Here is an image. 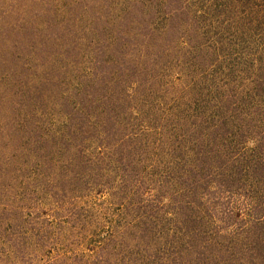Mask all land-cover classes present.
Listing matches in <instances>:
<instances>
[{
	"label": "trees",
	"instance_id": "16d2710c",
	"mask_svg": "<svg viewBox=\"0 0 264 264\" xmlns=\"http://www.w3.org/2000/svg\"><path fill=\"white\" fill-rule=\"evenodd\" d=\"M222 8L0 0V264H264V74Z\"/></svg>",
	"mask_w": 264,
	"mask_h": 264
},
{
	"label": "rangeland",
	"instance_id": "374dc122",
	"mask_svg": "<svg viewBox=\"0 0 264 264\" xmlns=\"http://www.w3.org/2000/svg\"><path fill=\"white\" fill-rule=\"evenodd\" d=\"M202 1L211 2V5H223V8L219 10L222 11L228 9V14L225 19H232V22H230L232 27L236 22V30L231 32L235 36L233 39L234 45L232 44V47L226 54L230 57L229 60L232 61V59H234L231 63L236 64L237 68H241L246 72L245 75L243 74V80H241L238 84H241L242 86L247 85L249 84L247 78H250L253 74H256V76H258V74H264V0ZM107 203L108 202L105 198L100 200L99 197L91 196L87 200H84V203H80V205H83L82 207L86 206V208H90L91 206L101 208L103 205L107 206ZM60 207L61 208L58 207V209H54L52 206L40 208V212H42L44 219L53 223L55 225L54 227L59 226L58 224L60 219L63 220L65 219L64 217H67V215L77 213L75 209H83L78 208L75 201H70V203H67L64 206L60 205ZM62 209L68 211V213L56 212ZM65 248L68 247H63L62 249ZM62 249H58L57 255L59 254V251H62ZM88 249L93 248L91 246H87V248L84 247V250H82V248H74L75 253H77L76 255H79L81 250L87 251L86 253H88ZM55 255L56 252H53L49 257H45L43 260L53 258ZM78 259H81V256Z\"/></svg>",
	"mask_w": 264,
	"mask_h": 264
}]
</instances>
